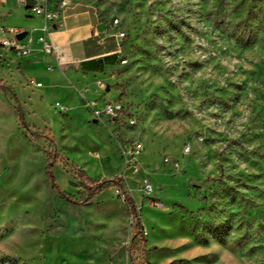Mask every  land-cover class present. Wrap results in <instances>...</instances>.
Returning a JSON list of instances; mask_svg holds the SVG:
<instances>
[{"label": "rangeland", "instance_id": "1", "mask_svg": "<svg viewBox=\"0 0 264 264\" xmlns=\"http://www.w3.org/2000/svg\"><path fill=\"white\" fill-rule=\"evenodd\" d=\"M70 1L117 20L122 111L53 100L25 127L1 44L0 264H264V0ZM76 169L135 212L115 187L80 203Z\"/></svg>", "mask_w": 264, "mask_h": 264}, {"label": "crops", "instance_id": "2", "mask_svg": "<svg viewBox=\"0 0 264 264\" xmlns=\"http://www.w3.org/2000/svg\"><path fill=\"white\" fill-rule=\"evenodd\" d=\"M34 1L27 0V5ZM101 23L105 25L103 29H99ZM12 28L26 31L18 41L27 53L19 55L9 48L6 55L12 76L7 80L19 105L38 112L49 108L53 100L64 108L60 102L68 104L81 97L85 105L80 107L92 122H100L91 118L88 104L101 108L104 99H114L111 92L118 82L116 71L123 59L121 38L111 23H105L91 3L68 0L57 26L45 31L40 16L17 0H8L0 5V46L9 37L7 30ZM43 39L52 45V52L44 51ZM28 78L40 86L25 85ZM99 81L106 84L104 92L97 85Z\"/></svg>", "mask_w": 264, "mask_h": 264}, {"label": "built area", "instance_id": "3", "mask_svg": "<svg viewBox=\"0 0 264 264\" xmlns=\"http://www.w3.org/2000/svg\"><path fill=\"white\" fill-rule=\"evenodd\" d=\"M7 1L8 0H0V5ZM17 1L23 4L24 6L28 7L33 14L38 15L42 18L43 29L45 31H49L53 27L57 26L58 22L62 18L63 9L68 4V0H35L30 6H28L27 0ZM111 25L115 27L117 25V20L113 19ZM7 33L9 37L4 39L2 41V44L4 46H9V48L11 49L17 50L19 55H25L27 53V48L19 44V41L15 38L17 30L12 28L7 30ZM116 33L120 38L123 36L122 32L120 31H116ZM42 43L44 51L48 53L52 52L53 47L48 41L43 39ZM121 63H125V60L122 59ZM25 84L27 86H40L39 82H36L31 78L26 79ZM97 85L104 92L106 84L104 82L99 81ZM55 108L59 109V107L57 106H55ZM88 108L91 113V118L96 121H99L102 117H117L122 111V104L114 99L106 98L103 100L101 108H94L91 103L88 104ZM61 109L62 108H60V110ZM133 149H135V147ZM187 151L188 147H185L184 152Z\"/></svg>", "mask_w": 264, "mask_h": 264}, {"label": "trees", "instance_id": "4", "mask_svg": "<svg viewBox=\"0 0 264 264\" xmlns=\"http://www.w3.org/2000/svg\"><path fill=\"white\" fill-rule=\"evenodd\" d=\"M30 5L28 4V6ZM16 102L18 103L17 100ZM17 112L19 114V118H18L19 122H21L25 127H27V125L24 123L23 118H22V110H21L20 105H18L17 107ZM50 142L52 143V140H50ZM46 154L48 157V163L46 167V176L50 180L52 186L56 187L54 184V179H53L52 172H51V164L53 162L52 156L53 155L57 156V153L54 150L47 149ZM72 176L75 180L79 181V185L84 189V192L82 193L83 199L80 200V203L88 202L92 197H94L96 194L100 193L104 189L115 187L120 192V195L122 196L124 203L129 207L130 211H132L133 213L135 212L134 199L129 191V188L127 187V185L125 184L122 178L97 180L95 178L89 177L83 170H78V169L72 172ZM58 192L61 193L59 190ZM66 199L70 201L68 197ZM135 228L139 230V232H141L140 231L141 229L140 221L137 218L135 220ZM139 237H140V241H145V238L143 237L141 233ZM134 238L135 237H133L132 240ZM130 246L127 247V252H128V257L130 258V261L133 262L134 259L131 255Z\"/></svg>", "mask_w": 264, "mask_h": 264}, {"label": "water", "instance_id": "5", "mask_svg": "<svg viewBox=\"0 0 264 264\" xmlns=\"http://www.w3.org/2000/svg\"><path fill=\"white\" fill-rule=\"evenodd\" d=\"M104 24L103 23H101L100 25H99V29H103L104 28ZM26 35V31H20V32H17L16 34H15V38H16V40H22L23 38H24V36Z\"/></svg>", "mask_w": 264, "mask_h": 264}]
</instances>
